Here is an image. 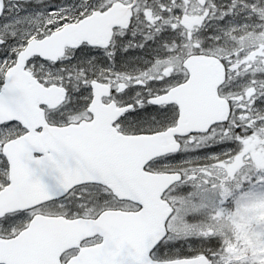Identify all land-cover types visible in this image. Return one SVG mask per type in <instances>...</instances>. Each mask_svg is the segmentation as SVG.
<instances>
[{
  "label": "snow or ice",
  "instance_id": "snow-or-ice-1",
  "mask_svg": "<svg viewBox=\"0 0 264 264\" xmlns=\"http://www.w3.org/2000/svg\"><path fill=\"white\" fill-rule=\"evenodd\" d=\"M0 264H264V0H0Z\"/></svg>",
  "mask_w": 264,
  "mask_h": 264
}]
</instances>
